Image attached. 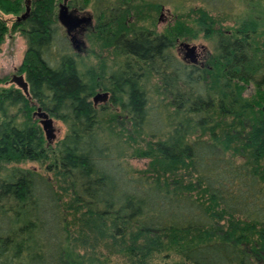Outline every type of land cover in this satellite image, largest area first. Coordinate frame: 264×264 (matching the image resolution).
Returning a JSON list of instances; mask_svg holds the SVG:
<instances>
[{
    "label": "trees",
    "instance_id": "1",
    "mask_svg": "<svg viewBox=\"0 0 264 264\" xmlns=\"http://www.w3.org/2000/svg\"><path fill=\"white\" fill-rule=\"evenodd\" d=\"M114 1L123 10L160 4ZM237 1L242 11L230 29L215 28L204 8L196 30L185 29L213 43L204 68L177 60L170 41L138 36L116 45L131 67L106 77L82 70L52 10L43 5L31 16L17 69L28 95L0 87V264H85L68 249L96 234L121 264H264V0ZM180 27L172 35H183ZM4 35L0 19V45ZM99 90L126 117L125 139L103 127V110L91 102ZM36 108L65 127L53 147ZM136 138L144 148L131 149ZM135 158L148 167L133 170L127 161ZM23 162L51 178L10 166Z\"/></svg>",
    "mask_w": 264,
    "mask_h": 264
},
{
    "label": "rangeland",
    "instance_id": "2",
    "mask_svg": "<svg viewBox=\"0 0 264 264\" xmlns=\"http://www.w3.org/2000/svg\"><path fill=\"white\" fill-rule=\"evenodd\" d=\"M72 2L71 6L77 7L79 4H76L77 0H62ZM106 1V0H104ZM108 4L101 2L91 8L85 10V14L89 16L94 15V9L102 10L105 9L104 6L114 4V0H108ZM145 1V0H143ZM158 4V7L152 8L144 4H135L129 10H125L124 13H121V16H118L117 26L108 29H89V32H84L78 37L79 49L75 54L78 56V61L80 62L82 70L92 69L97 75L105 76L106 74L115 71L121 67L125 62L128 63L131 67L130 57L122 55L120 52H117L112 46L113 39L119 34L124 36L129 34V30H143L149 31L155 35H164L171 42V53L174 57L183 61V55L185 51L180 46L181 44H187L195 48L194 59L196 66L204 68L207 65L208 60L213 57V43L211 40H206L202 37L201 33L197 34L195 38H188L184 36L185 29L189 31L196 30L195 20L199 17V10L201 8L208 11L212 17V24L215 28H220L222 31L230 29L233 26V22L241 14L242 5L237 0H210L206 1L207 5L202 4L198 0H153ZM61 2V0H59ZM138 1H136L137 3ZM75 3V4H74ZM130 4V3H129ZM97 12V11H96ZM6 12H0V19L3 20L7 18ZM103 15V14H101ZM10 21H8L9 32L11 31V22L12 17L8 16ZM95 17V16H94ZM93 25V24H92ZM177 25L181 26L182 34H176L170 32V29L175 28ZM121 32V33H120ZM119 33V34H118ZM192 33V32H190ZM77 48V47H75ZM25 44L20 35L17 33V29L7 37H5L0 45V79L5 82L0 84V87L7 88L10 84V78L13 75L21 76L24 79V75L17 72L18 67L21 65L22 59L24 57ZM185 64L190 65L186 61H183ZM156 80L150 78L151 86L155 83ZM13 86V85H12ZM105 93L107 98L103 100H97L95 107L103 110L102 120L103 127L106 129L108 135L114 137L122 136V139H125L128 132H131L127 119L123 116L117 109V107H111L109 104V94L102 91H97V94ZM252 93V89L248 88L245 95L248 96ZM101 110V111H102ZM36 118V117H35ZM50 126L47 132L42 131L45 144L49 147H53L54 144L60 140L64 133L65 127L58 121L50 118ZM38 125L41 124L38 122ZM42 130V129H41ZM135 136V134H133ZM136 145L134 143H129L132 146L131 149L137 147L139 149L144 148L145 143L137 140ZM144 143V145L142 144ZM149 161L147 159H129L127 164L135 171H142L148 167ZM11 167H18L22 169H29L39 172L48 178H51V174H45L43 166L38 163L23 162L15 165H10ZM186 175V171L180 170L179 175ZM189 181L183 177V181ZM191 181V179H190ZM222 224L223 220L215 222ZM72 235H74V228H71ZM72 237V238H74ZM92 240L96 241L95 252L91 253L89 246L91 245ZM88 245L83 246L82 248L71 241V245L68 251L71 254L73 262L82 261L85 264H94L93 260L98 261L101 264H121L122 259L120 256H116L115 253L107 246V242L100 236L94 235L88 240ZM87 248V249H86ZM109 257H108V256ZM168 261L177 262L179 259L172 255L168 254ZM166 257L165 254H160L151 260V263L162 262L163 258ZM76 260V261H75ZM165 261V260H164Z\"/></svg>",
    "mask_w": 264,
    "mask_h": 264
},
{
    "label": "flooded vegetation",
    "instance_id": "3",
    "mask_svg": "<svg viewBox=\"0 0 264 264\" xmlns=\"http://www.w3.org/2000/svg\"><path fill=\"white\" fill-rule=\"evenodd\" d=\"M6 16L7 18L3 19V24L5 27V35L4 38L9 35L12 31L14 32L17 29V33L20 35L22 40L25 42L24 34L27 32V26L28 23L32 22V17L31 16H36L35 12L40 9L41 6H45L46 9L52 10L51 14V22L52 25L55 27V29H59L60 34L62 35L63 38L66 39L68 46L73 54H75V50L77 51L79 48V43L75 45L77 48H73L69 42L68 37L65 34V30L60 26V24L57 21V11H58V6L63 4L65 8L67 9L68 13H71L73 15V18L77 20H82V23L78 25L74 29L73 32H71L72 37L74 38L75 41L78 42V37L79 35L83 34L84 32H89V29L92 30L93 28L95 29H108L117 26L118 22V16H121V13H124L125 10H123L121 7L118 6V2L115 3V9H102V10H97L95 11L94 9V15L89 16L88 14H85V10L91 8L92 6H95L96 4L89 3L87 0V3L85 4V0H77L76 4L77 7L71 6L72 2L70 1H62L59 2V0H6ZM12 3L15 7L9 6ZM75 4V3H74ZM103 14V15H101ZM8 16L12 17V22H11V31L7 30L8 28V21H10V18ZM95 16V17H94ZM31 17V19H30ZM93 24V25H92ZM133 30V29H132ZM129 30V34L124 36L123 34H119L117 37L113 39L112 46L117 52L119 50L117 49L116 45L119 41H126V40H131V39H137L138 36L140 37H150V38H162L166 40L167 44H169V40L166 36L164 35H155L150 33L149 31H143V30H136L132 31ZM139 32V33H137ZM142 32V33H140ZM121 33V32H120ZM3 38V39H4ZM120 39V40H119ZM25 44V43H24ZM170 45V44H169ZM27 52V48L25 45V51L24 55ZM171 52V48H170ZM77 56V54H75ZM78 57V56H77ZM183 62V61H181ZM184 63V62H183ZM117 70V69H116ZM113 71V70H112ZM105 77V76H104ZM107 93V92H106ZM109 94V93H108Z\"/></svg>",
    "mask_w": 264,
    "mask_h": 264
},
{
    "label": "water",
    "instance_id": "4",
    "mask_svg": "<svg viewBox=\"0 0 264 264\" xmlns=\"http://www.w3.org/2000/svg\"><path fill=\"white\" fill-rule=\"evenodd\" d=\"M57 21L60 24V26L65 30V34L68 37L71 46L75 48V45L78 42L74 40V38L71 35V32H73L74 29L78 27L79 24L82 23V20H77L73 18V15L71 13H68L65 6L61 4L58 6ZM180 46L185 51L183 55V61H186L190 65H195L196 64L195 59H194L195 48L187 44H181ZM9 83L12 84L16 89L20 90L21 93L27 97L28 95L27 85H26L25 80L21 76L13 75L10 78ZM106 98L107 96L105 93L97 94L92 97L91 102L95 105L97 100L104 101ZM32 116L34 118L36 117L38 122L41 124L40 128L42 129V131L47 132L51 124L50 118L44 112H42L40 108H36Z\"/></svg>",
    "mask_w": 264,
    "mask_h": 264
}]
</instances>
